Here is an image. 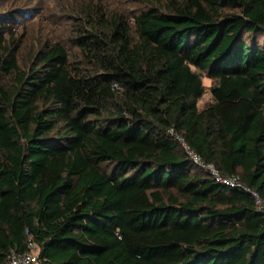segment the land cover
Instances as JSON below:
<instances>
[{"label":"trees","instance_id":"obj_1","mask_svg":"<svg viewBox=\"0 0 264 264\" xmlns=\"http://www.w3.org/2000/svg\"><path fill=\"white\" fill-rule=\"evenodd\" d=\"M140 1L0 26V264H264V0Z\"/></svg>","mask_w":264,"mask_h":264},{"label":"rangeland","instance_id":"obj_2","mask_svg":"<svg viewBox=\"0 0 264 264\" xmlns=\"http://www.w3.org/2000/svg\"><path fill=\"white\" fill-rule=\"evenodd\" d=\"M101 4L103 9L116 10L128 15L139 11L144 3L140 0H0V26L5 27L4 36L21 40L20 55L27 61L40 40H62L68 42L74 27L73 14L87 3ZM24 65V63H23ZM8 78L0 74V84ZM205 92L198 99L200 109L212 101L210 86L212 79L203 76Z\"/></svg>","mask_w":264,"mask_h":264},{"label":"built area","instance_id":"obj_3","mask_svg":"<svg viewBox=\"0 0 264 264\" xmlns=\"http://www.w3.org/2000/svg\"><path fill=\"white\" fill-rule=\"evenodd\" d=\"M173 129H171V132ZM177 139L182 143L184 149L186 150L187 154L192 157L195 161L200 162V158L190 149V147L187 145L185 140L180 137L176 136ZM215 173V172H213ZM219 180H222L224 183L228 185H235L239 184V177L238 176H232L228 178L220 177L216 174ZM255 198V203L258 209L264 210V199L257 193H253ZM7 264H41L39 260V248L38 246L33 242L29 241L27 249L20 251V252H13L9 260L7 261Z\"/></svg>","mask_w":264,"mask_h":264}]
</instances>
